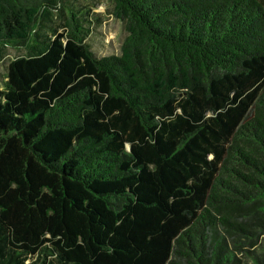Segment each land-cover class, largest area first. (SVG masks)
<instances>
[{
	"label": "trees",
	"instance_id": "obj_1",
	"mask_svg": "<svg viewBox=\"0 0 264 264\" xmlns=\"http://www.w3.org/2000/svg\"><path fill=\"white\" fill-rule=\"evenodd\" d=\"M110 1L0 0V264H264V0Z\"/></svg>",
	"mask_w": 264,
	"mask_h": 264
},
{
	"label": "rangeland",
	"instance_id": "obj_2",
	"mask_svg": "<svg viewBox=\"0 0 264 264\" xmlns=\"http://www.w3.org/2000/svg\"><path fill=\"white\" fill-rule=\"evenodd\" d=\"M74 2L87 6L90 8L92 17L99 18L100 23L91 27V32L88 38L85 39V44L88 49L101 57L118 56L125 32L123 24L111 16V1L74 0ZM25 54V50L22 48L0 47V89H2L6 81V69L10 62Z\"/></svg>",
	"mask_w": 264,
	"mask_h": 264
}]
</instances>
